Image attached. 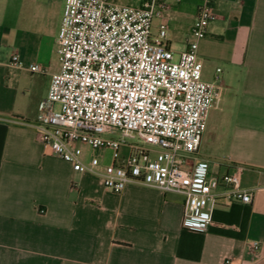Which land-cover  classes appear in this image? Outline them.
Listing matches in <instances>:
<instances>
[{
    "label": "crops",
    "instance_id": "obj_1",
    "mask_svg": "<svg viewBox=\"0 0 264 264\" xmlns=\"http://www.w3.org/2000/svg\"><path fill=\"white\" fill-rule=\"evenodd\" d=\"M64 1L0 0V264H264V0H211L215 17L198 41L202 79L218 92L197 158L211 175L238 169L252 200L219 199L195 231L182 227V196L136 184L113 193L42 143L38 106L59 69ZM198 5L167 2L175 53L186 47ZM160 23L153 20L154 35ZM14 54L21 68L10 65ZM30 64L43 72H29Z\"/></svg>",
    "mask_w": 264,
    "mask_h": 264
},
{
    "label": "built area",
    "instance_id": "obj_2",
    "mask_svg": "<svg viewBox=\"0 0 264 264\" xmlns=\"http://www.w3.org/2000/svg\"><path fill=\"white\" fill-rule=\"evenodd\" d=\"M168 1L65 0L59 69L38 106L36 128L55 156L76 173L98 176L113 193L136 184L182 196V227L195 231L208 224L219 199L250 204L252 197L238 169L211 175L197 158L218 92L202 79L197 57L198 41L215 17L212 1L199 0L180 53L166 42ZM155 19L161 23L154 35ZM10 65L23 66L17 54ZM28 71L43 72L36 64ZM105 158L109 163L102 165ZM247 246L254 252L259 243Z\"/></svg>",
    "mask_w": 264,
    "mask_h": 264
},
{
    "label": "rangeland",
    "instance_id": "obj_3",
    "mask_svg": "<svg viewBox=\"0 0 264 264\" xmlns=\"http://www.w3.org/2000/svg\"><path fill=\"white\" fill-rule=\"evenodd\" d=\"M54 109H55L56 111H58V110H59V106L56 104V105L54 106ZM84 150H86V149H84Z\"/></svg>",
    "mask_w": 264,
    "mask_h": 264
}]
</instances>
